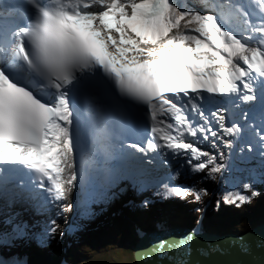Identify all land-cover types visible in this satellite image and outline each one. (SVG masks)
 <instances>
[{
  "label": "snow or ice",
  "instance_id": "1",
  "mask_svg": "<svg viewBox=\"0 0 264 264\" xmlns=\"http://www.w3.org/2000/svg\"><path fill=\"white\" fill-rule=\"evenodd\" d=\"M12 7L14 19L0 17V183L27 169L51 201L67 199L78 178L81 116L95 136L116 110L150 124L146 146L130 148L187 155L193 173L207 169L214 178L223 165L210 167L217 157L187 138H216L214 121L231 147L241 128L228 126L223 105L206 114L205 94L248 104L259 89L264 98V0H200L203 14L187 0H19ZM254 130L264 145V124ZM163 189L200 199L194 188ZM252 189L245 183L224 201L248 203L259 195ZM51 224L47 232L54 234ZM164 246L160 256L168 255ZM176 248L179 254L187 246Z\"/></svg>",
  "mask_w": 264,
  "mask_h": 264
},
{
  "label": "rangeland",
  "instance_id": "2",
  "mask_svg": "<svg viewBox=\"0 0 264 264\" xmlns=\"http://www.w3.org/2000/svg\"><path fill=\"white\" fill-rule=\"evenodd\" d=\"M187 3L194 10L204 12V9L199 7L200 0H187ZM254 132L246 134L242 141H238L237 152L233 157L228 156V162L225 161L227 168L214 173V178L208 176L207 169L196 173V178L202 179L200 187L208 192V200L206 201L196 200L191 195L186 199L175 196L166 199L163 190L158 191L154 187L147 188L146 186L148 182L163 181V184H165L166 181H172L185 187L189 179L186 178L187 175L184 170L178 167L177 161L182 160V158L189 159L190 157L183 154H171L168 158L165 156L166 158L163 161L140 167L137 173L133 171L132 167L122 166L121 170L118 171L114 165L109 164V168L104 171L105 174L101 170L104 166L102 162L95 167L90 163L92 168L88 170L87 158L84 157L76 166L78 178L75 187L65 200L53 202L50 198L48 200H40L35 197L27 200L12 198L11 204H8L4 201L7 198L4 196L0 198V258L4 259L5 262L24 259L27 249L31 247V243L35 238L30 235L39 232L41 225H51L54 220L56 226L54 234L58 238L59 236L63 237L65 251L76 255V257L88 256L96 259L98 257L95 256L97 254L96 244L99 239L106 236L105 234L109 231V226L112 223L109 220L111 210L118 215L121 226L110 229L111 233L107 236L110 237L111 241L114 240L117 246L127 240L129 232L137 230L135 223L126 214L130 198H137V195L150 202V205L146 204L148 205V212L142 213L143 215L140 218L142 226L148 225V221H153L156 228L175 225L172 218L175 216V209L182 204L198 206L199 212L204 215L214 201L212 191L216 187V185H213L215 184V178L218 183L220 181L231 183L234 179L239 178L240 171L248 164L252 165L263 158L264 151L262 153L255 151L258 147L264 150V145L259 142L256 131ZM217 133L216 138L210 137L208 140H200V144L197 146L202 151L217 157L214 166L220 165L219 162L224 161L225 158L223 157L225 152L224 135L222 130H217ZM213 140H215V147L213 146ZM205 159V157L201 158L202 161ZM166 170L173 171L170 178L167 176ZM176 172L180 173L178 178L175 176ZM104 190H108L107 195H103ZM23 195L19 194L17 196ZM246 195L251 196V193ZM263 197L264 194L260 193L252 197L250 202L239 205L220 200V203L223 204L222 208L225 209L223 216L216 213L213 215L212 220L221 222L229 215H239L241 219L246 220L244 223L241 221L240 230H248L252 226V221L250 222L247 216H252L250 211L255 209L259 200ZM226 204L229 206V212H226ZM67 205H71L69 210H65ZM106 207L112 208L107 209ZM244 213H248L247 216H242ZM123 260L125 264H136L135 259L130 256L128 250ZM62 264H67V262L64 261Z\"/></svg>",
  "mask_w": 264,
  "mask_h": 264
},
{
  "label": "trees",
  "instance_id": "3",
  "mask_svg": "<svg viewBox=\"0 0 264 264\" xmlns=\"http://www.w3.org/2000/svg\"><path fill=\"white\" fill-rule=\"evenodd\" d=\"M177 2L179 3L180 0H177ZM263 151L264 150H262L261 148L259 149V152L262 153ZM187 161L188 160H185L183 162L179 161L177 164L180 169H184V172L187 175L186 178L189 179V182H187L186 185L188 186V188H194L197 192L200 193V201L208 200L207 190L204 191L202 187H200L202 185V179L196 178V173H193L191 171V167L187 168V166H189ZM211 167H214V165ZM155 183L160 189H163V185H161L160 182ZM245 183H251L253 185V191L258 192L259 194H264V155L261 160L243 168L240 171L239 178L234 179V181H232L231 183H228L226 181H221L218 183L215 178V184L213 185H216V187L212 192L214 201L213 204L208 207L206 214H201L199 212L200 209L198 208V206L182 204L177 209H175V216L172 218L174 220V224L180 226H193L195 223L199 222L202 229L208 232H216L219 234L228 232H245L246 230H240V224L241 221L242 223H244L246 220L241 219L239 215H229L221 222L212 220L214 217L213 215L216 213L219 216H223V211L225 209L222 208L223 204L220 203V200H224V197L228 192L241 191L242 186ZM170 186L180 185L172 183L170 184ZM250 193L251 192H245V194ZM125 200L128 201L127 198H125ZM129 201L131 205H129V208L127 209V211H125L127 216L131 218V221L137 226V230L129 232V234L127 235V240L121 242L120 245L117 246L115 241H111L110 237L107 236L111 233L110 229H115L116 227L121 226L118 215L111 210V214L109 213V220H111L112 223L109 226V231L107 232V234H105L106 236L99 239L98 243L96 244L97 254H95V256H98L96 259L88 256L76 257V255L65 251L63 237L59 236L58 238L55 236V234L47 232V229L52 227V224H43L41 225L39 232L30 235L32 238L33 236L35 238L31 243V247L27 249L26 257L17 261H25L26 264H62L64 261L67 262V264H125L123 257H126L127 250L129 251L130 256H133L134 258V242H137L139 234L141 232L156 229V225L153 221H148V225L146 226H142L140 223L141 216L148 212V205H146L148 203H145V201L143 200H138L137 202H135L134 198H130ZM226 205V212H229V206L228 204ZM106 208L111 209L112 207ZM250 212L252 216L248 217L247 214ZM250 212L242 214V216H247V219H250V222L252 221V226L250 228L264 222V197L263 199L259 200L255 209ZM148 226H150L151 228H149ZM131 237L132 239L130 240ZM17 261H7L6 264H16Z\"/></svg>",
  "mask_w": 264,
  "mask_h": 264
},
{
  "label": "water",
  "instance_id": "4",
  "mask_svg": "<svg viewBox=\"0 0 264 264\" xmlns=\"http://www.w3.org/2000/svg\"><path fill=\"white\" fill-rule=\"evenodd\" d=\"M164 243L163 252L158 246ZM183 242L187 248L176 245ZM136 264H264V222L244 233L205 232L197 227L167 226L145 232L134 250Z\"/></svg>",
  "mask_w": 264,
  "mask_h": 264
},
{
  "label": "bare ground",
  "instance_id": "5",
  "mask_svg": "<svg viewBox=\"0 0 264 264\" xmlns=\"http://www.w3.org/2000/svg\"><path fill=\"white\" fill-rule=\"evenodd\" d=\"M0 2H1V0H0ZM0 9H1V7H0ZM10 14H12V12ZM12 15H14V14H12ZM3 16H4L3 13H0V17H3ZM5 20H7V19H5ZM111 151L112 150H110L107 147H102V148H100V152L101 153H98L99 155L89 154L88 157H87V162H88L87 163V168H88V170L92 168L91 165H93V167H95V166L99 165L102 162V164H104V166H103V168H101V170H102L103 174H105V172H104L105 171V168H107L108 165L111 164V162H112V161L109 160V158L111 157ZM106 161H108V162H106ZM90 163H91V165H90ZM13 188H15V187L12 184H10V185L9 184H3L2 185V188L0 187V189H2L3 192L5 193L4 195H0V198L6 196L7 198H5V200H4L6 203H8V204L10 203L11 204V199L12 198H20V199L24 198L26 200L32 198L27 193H24L23 196H17V195H15V193L13 192V190H14Z\"/></svg>",
  "mask_w": 264,
  "mask_h": 264
}]
</instances>
